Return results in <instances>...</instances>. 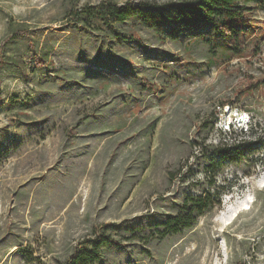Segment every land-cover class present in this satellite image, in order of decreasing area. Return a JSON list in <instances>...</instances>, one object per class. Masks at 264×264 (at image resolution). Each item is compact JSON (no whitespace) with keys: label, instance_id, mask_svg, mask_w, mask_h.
<instances>
[{"label":"rangeland","instance_id":"1","mask_svg":"<svg viewBox=\"0 0 264 264\" xmlns=\"http://www.w3.org/2000/svg\"><path fill=\"white\" fill-rule=\"evenodd\" d=\"M182 2L0 0V264L102 235L97 264H264V10L228 42ZM110 6L143 15L89 13ZM225 141L238 163L210 161ZM204 192L221 205L166 231Z\"/></svg>","mask_w":264,"mask_h":264},{"label":"trees","instance_id":"2","mask_svg":"<svg viewBox=\"0 0 264 264\" xmlns=\"http://www.w3.org/2000/svg\"><path fill=\"white\" fill-rule=\"evenodd\" d=\"M178 9L174 19L176 24L193 29L197 24L207 23L212 25L224 40L230 42L240 34L246 33L243 11L264 10V0H183ZM92 12L89 11L90 15L106 23H110V20L125 22L143 15L138 9L128 6L94 8ZM158 19L160 20V18L153 19V22L156 23ZM114 33L117 37L130 38L117 32ZM239 156V145L236 142L225 141L217 145L210 161H217L219 165L226 160L238 163ZM220 205L219 195L213 196L210 192H204L198 196L189 195L185 198L178 215L173 216L165 224L166 231L179 232L181 228L191 226L198 215L201 216ZM109 243V239L102 235L92 241L88 247L76 252L68 264H97L101 259L102 248Z\"/></svg>","mask_w":264,"mask_h":264},{"label":"snow or ice","instance_id":"3","mask_svg":"<svg viewBox=\"0 0 264 264\" xmlns=\"http://www.w3.org/2000/svg\"><path fill=\"white\" fill-rule=\"evenodd\" d=\"M262 186H264V184H262Z\"/></svg>","mask_w":264,"mask_h":264}]
</instances>
